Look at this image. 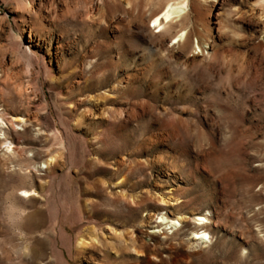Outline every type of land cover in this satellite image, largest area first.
<instances>
[{
	"label": "rangeland",
	"instance_id": "374dc122",
	"mask_svg": "<svg viewBox=\"0 0 264 264\" xmlns=\"http://www.w3.org/2000/svg\"><path fill=\"white\" fill-rule=\"evenodd\" d=\"M263 55L264 0H0V264H264Z\"/></svg>",
	"mask_w": 264,
	"mask_h": 264
},
{
	"label": "bare ground",
	"instance_id": "6f19581e",
	"mask_svg": "<svg viewBox=\"0 0 264 264\" xmlns=\"http://www.w3.org/2000/svg\"><path fill=\"white\" fill-rule=\"evenodd\" d=\"M44 4V0H40V5H43ZM160 13L161 12H156V13H153V14H151L149 17H147V20L148 21H156V22H158L159 21V16H160ZM168 11H166V15H165V18H168ZM162 24V22H160V24L159 25H161ZM29 39H31V41H32V37H30L29 36ZM263 57V59H264V55L262 56ZM0 119H1V116H0ZM20 119L21 118H15L14 120H12V124H13V126H15V122H20ZM197 221H200V223L198 224V225H201L202 227L200 228V232H196V235H198V234H202V236L200 237V238H202V237H208L209 238V231H210V229H211V225L210 224H208V222H210V223H212V224H214V222H212V221H210V219L209 218H207L206 216H201V215H198V218L196 219ZM175 224H177V223H175Z\"/></svg>",
	"mask_w": 264,
	"mask_h": 264
}]
</instances>
